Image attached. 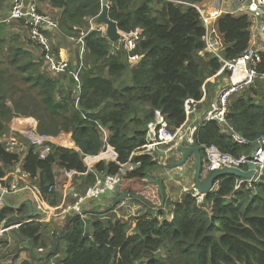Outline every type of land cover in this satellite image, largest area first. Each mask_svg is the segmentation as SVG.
<instances>
[{
    "label": "trees",
    "instance_id": "obj_1",
    "mask_svg": "<svg viewBox=\"0 0 264 264\" xmlns=\"http://www.w3.org/2000/svg\"><path fill=\"white\" fill-rule=\"evenodd\" d=\"M7 1L0 0V10ZM37 1L57 10L55 30L62 39L52 42V50L60 58V48L70 41V64L60 73L49 71L42 50L41 58L35 57L34 52L14 44L19 37L9 32L10 27L1 26L0 49L10 45L11 65L20 77L16 79L9 66L0 69V184L6 186L8 172L21 163L31 183L41 189L42 198L58 205L56 168L86 172L78 177L83 182L77 183L85 194L97 175L117 174L119 163L131 159L139 166L122 177L115 200L124 195L123 189L145 206L139 208L140 217L126 219L112 214L115 208L101 210L90 199L81 203V213L71 211L61 217L63 221L42 222L43 212L33 199L17 206L5 204L0 208V226L3 222L12 226L28 217L37 220L8 232L15 245L0 239V257L7 259L12 254L17 260V251L25 244L33 256L31 264H264V176L260 183L238 191L242 178L223 175L201 199L186 193L177 198L168 191L165 178L153 173L154 169L163 171L155 154L140 151L157 110L176 129L187 120L186 102L200 101L204 85L209 97L219 84L207 82L223 61L204 52L206 28L198 10L166 0H108L109 15L120 31L138 33L133 51L122 44L123 49L112 54L116 42L89 28L90 19L102 11V0ZM218 27L227 59L240 56L249 47L252 21L248 15L226 14ZM81 31H86L83 57L82 44L68 40L79 37ZM47 33L52 37L51 30ZM130 54L143 57L129 62ZM261 56L258 72L262 74L264 52ZM78 72L81 91L75 96ZM224 75L230 76V71ZM18 117L37 119L38 130L46 135L71 133L77 148L53 144L52 152L43 158L34 146H28L22 157L3 141L10 123ZM103 129L108 131L107 142ZM262 139L264 80L258 79L231 98L225 122H206L196 133L192 147L202 152L201 182H207L213 172L203 144L240 157L251 154ZM107 144L115 149L117 161H100L90 170L86 157L99 155ZM12 179L21 187L22 179L15 174ZM158 193L160 201L153 200ZM14 248L18 249L15 253ZM40 248L45 252H39Z\"/></svg>",
    "mask_w": 264,
    "mask_h": 264
},
{
    "label": "built area",
    "instance_id": "obj_2",
    "mask_svg": "<svg viewBox=\"0 0 264 264\" xmlns=\"http://www.w3.org/2000/svg\"><path fill=\"white\" fill-rule=\"evenodd\" d=\"M166 1H174L177 3L191 5L198 10L206 28V35L204 37L206 41V48L204 52H208L223 61V65L218 71V74L230 71L229 83L220 88L215 100L211 103L209 111L202 120L197 123L192 122L191 117L192 114L197 111L195 104L198 101L189 99L186 102L187 120L178 128L172 129L165 116L159 110L155 112L154 119L147 126V141L140 148V151L152 152L157 155V160L160 164L164 165L163 168L166 169V177L168 179H174L175 176L179 175L182 177V179H180V181H182L184 180L189 167L188 162L180 165L177 164L181 161L176 160L178 154H183L182 145H193L195 143L196 133L206 124V122L213 120L225 122V118L229 110V102L232 96L241 89L253 84L256 80H264V73L261 74L258 72L259 64L263 61L261 53L264 52V38H261L259 34L261 30L264 32V0H209L204 4L203 2L190 3L184 0ZM239 13L248 15L252 21V40L244 53L238 57L227 59L224 54V51L226 50L225 43L219 35V28L216 26L217 20L226 14ZM15 21H22L24 25L28 27L30 40L38 45L42 52L46 54L45 57L48 62L47 69L49 71L60 73L69 66L70 57L64 58L63 56H60V58H57L52 50V37L47 33V30L50 31L58 27V22L54 16L44 11L41 12L38 3L34 0H13L12 6L7 13L0 16V32L3 24H9L10 22ZM90 25V30L95 29L105 33V26L96 25L94 19H90ZM85 32L86 31H84V33L79 37L69 38L72 42L82 44V57L85 53ZM122 38H124L125 47L128 52H131L136 48L138 33L123 34ZM120 45H114L115 50H120ZM129 58L137 61V59L140 60L142 58V55L130 54ZM81 66H83V63ZM237 75L240 77L239 80H235ZM76 80L80 93L81 80L79 78V72L76 75ZM9 127L10 130L4 135L3 141L6 143L9 150L13 152H20V154L24 152L21 148L23 145L24 150L28 147V143L25 142L24 139H27L31 146H34L43 158L52 152L53 144L66 147L62 146V144H67L69 140L65 137L56 139L50 135L42 134L37 130L36 122L30 123L27 119L21 121L18 126L11 124ZM103 131L105 133V141L107 142L108 131L105 129H103ZM236 138L241 140L238 136H236ZM66 141L67 143H65ZM257 144L259 147L255 157H253L252 154L236 157L233 154L222 151L219 147L213 144H203L202 147L207 160L209 161V169L211 171L226 168L249 170V163L255 164L256 168L252 169L254 170V175L247 179H241L238 182L236 189L241 191L245 187L250 188L257 183H260L264 176V139L258 141ZM104 154H109L112 158L111 161H117V153L110 144L106 145V151L104 150ZM88 157L93 156H87L86 158ZM104 160L105 159L102 161ZM138 166V163H134L130 159L125 163H119V170L117 174H106L101 177L97 175L94 185L89 187L85 194L78 195L79 201L75 204V206L68 205L67 207H64V205H61L58 211V205L48 204V207L43 205L41 189L39 186L28 182L27 178H29L30 175L22 170L21 165H19L20 168H17L13 174H15L16 178L27 182L24 186L32 193L37 209L43 212V217L40 221L46 222L63 212L69 213L71 209L81 213L80 208L77 207L78 204L81 205V203L86 200L101 198L102 196L113 192L117 188L122 177L128 172L135 170ZM66 172L69 176H72L73 173H78L75 170H67ZM9 177L10 176L8 175L9 181L6 186L0 184V208L6 204L5 198L8 195L20 191L22 187H20L18 184L19 182L16 179H10ZM71 181L72 180L70 178V182ZM183 193L199 199L206 195L200 194L195 186L192 188H184ZM36 220L37 219L28 217L22 220L23 222L21 221L20 223H15L12 226H6L5 222H3L2 226H0V235L4 232L6 233V231L9 232L14 228L20 227L22 223L33 222ZM39 252H45L44 248H40Z\"/></svg>",
    "mask_w": 264,
    "mask_h": 264
},
{
    "label": "rangeland",
    "instance_id": "obj_3",
    "mask_svg": "<svg viewBox=\"0 0 264 264\" xmlns=\"http://www.w3.org/2000/svg\"><path fill=\"white\" fill-rule=\"evenodd\" d=\"M12 3H13V0H8L6 2V4H5L6 7H4L3 9L0 10V16H3L4 14L7 13V11L11 8ZM37 3H38V6H39L40 10H42V11H44L46 13H51V11H49L50 10L49 8L44 7V5H46V4L41 3V6H40L38 1H37ZM6 26L10 27L9 32L11 31V32L15 33L19 37L17 39V41L14 42V44L16 43V44L22 46L25 49H29V50L31 49L30 51L33 50L32 52H34V48H37L38 49L37 52L36 53L34 52L35 57L38 56L37 58H41V49L38 48L37 46H35L31 42V40L29 39L28 31H27V29L25 28V26H24V24L22 22H20V21L10 22L9 24H6ZM83 33H84V31H81L80 35H82ZM122 34H123V32H122ZM120 44H124V46H125L124 38H122V39H120V40H118L116 42V45H120ZM67 46L69 47L68 44H67ZM120 46H121L120 50L123 49V45H120ZM118 51L119 50H115V46L112 47V54H116ZM60 54H61V49H60V52H59V56H60ZM12 55H13V52L10 50V45L9 44H6V46L3 49H0V62L2 63V65H0V69H2L3 67L6 68V67L9 66L12 69V73L14 74L16 79H19V77H20L19 71L16 70L15 67L11 65ZM128 60H129V62H138L141 59L140 60L137 59V61H134L131 58H128ZM84 65H85V63H84ZM9 84H10L9 82L6 83L7 86ZM245 88H247V87H245ZM245 88L242 89L241 92H243L245 90ZM78 93H79V86L76 83V86H75V88L73 90V94L75 96H77ZM9 95L13 96L11 91L9 92ZM8 100H10V99L8 98ZM9 105L11 106V103H9ZM190 117H191V115H190ZM36 124H37V130H38V120L37 119H36ZM47 135H49V134H47ZM50 136H52V137H54L56 139L63 138V137H65L66 139L68 138L69 139L68 143L66 141L65 143H67V144H62V146H66V147H69V148H73L75 146L74 142H72V140H71V136H72L71 133L61 132L58 135H50ZM24 141L27 142L29 146H31L30 142L27 139H24ZM54 142H56V141H54ZM75 148H77V147H75ZM105 151H106V147H105ZM103 159H105V161H111L112 160L110 155L109 154H104V151H103L99 155L86 158V162L88 163V167L90 169V168H93L98 162L102 161ZM190 162H192V161H190ZM190 168H191V165L188 167L186 176H185V178L183 180V183H182V184H185L188 188H192V186H191L192 184L191 183H192V180H193L192 179V175L190 174V171H191ZM66 171L67 170H61V169L56 168L58 184L56 186V189H55L54 193H57L59 195V199H60V202H58L57 211H58V209L60 208L61 205H64V207H67L68 205H66V203L69 204V205L75 206V204L79 201L78 195L82 194V192L85 190L84 188H83L84 190L82 188H79L77 183L78 182L79 183L83 182V179L82 178L78 179V177L83 176L86 172L82 173V174L73 173L72 176H69ZM163 171H164V168H163ZM163 171H161V170H157L156 171L154 169L153 173H156V174H158L159 176L162 177L163 176ZM102 175H104V174H99L98 176L101 177ZM70 178L72 180L71 182H70ZM28 182H31V181H28ZM33 183L34 182H32V184ZM24 184H27V182L22 181L21 182V186L24 185ZM34 184H37V183H34ZM184 187L185 186L178 185V188H184ZM116 190H117V188L113 192L109 193V195L107 194V195L102 196L101 198H98V199L95 198L92 201H95L96 203H99L98 207H101V210L102 209H106V208H109L111 210L112 208H115V210L112 212V214H115V215L118 214L120 217L124 216V218H126V219H131V218L135 219L137 217H140L143 212H142V209L140 211L139 208H143L145 205L141 204L140 201L138 199L134 198V197L129 198L127 196V194H126L127 192L124 191L123 189H121L120 192L123 193L124 195L118 197L115 200L114 192H116ZM64 198L66 199L65 201H64ZM118 199H120V200L117 201ZM121 200H122V202L120 203ZM153 200L160 201L159 193H158V197L154 198ZM90 201H88L89 205H91ZM42 202H43V205L45 207H48L49 202L45 198L42 200ZM88 202H86V203H88ZM86 203H84V204H86ZM69 207H71V206H69ZM77 207L80 208V204H78ZM71 211H75V210L71 209L69 212H71ZM60 220L63 221V218H60L59 222H60ZM57 221H58V219H57ZM0 239L8 241L9 243H13V241H14L13 236L8 234L7 231H6V233L4 232V233H2L0 235ZM2 244L3 243L1 242L0 243L1 247H2ZM24 246L25 245H23V248L26 249ZM21 256H22V260H24V258H25L24 257V253H22Z\"/></svg>",
    "mask_w": 264,
    "mask_h": 264
},
{
    "label": "crops",
    "instance_id": "obj_4",
    "mask_svg": "<svg viewBox=\"0 0 264 264\" xmlns=\"http://www.w3.org/2000/svg\"><path fill=\"white\" fill-rule=\"evenodd\" d=\"M34 1H36L37 2V0H34ZM209 0H205V1H203V4L204 3H207ZM39 4H40V6H41V3L39 2ZM43 4H46V5H44V7H46V8H49L50 10L49 11H51V13L55 16L56 14H55V12H57V10L55 9V8H53V7H51V6H49V4H47V3H43ZM40 9V8H39ZM50 13V14H51ZM51 14V15H52ZM52 15V16H53ZM224 16V15H223ZM222 17V16H221ZM220 17V18H221ZM220 18L217 20V24H216V26L218 27V21L220 20ZM219 28V27H218ZM49 31V30H48ZM51 34H52V42L54 43V42H58V40H59V38H61L60 36H59V33H58V31L57 30H55V29H52L51 30ZM219 35H220V37L223 39V41H224V38H223V34L220 32V30H219ZM62 39V38H61ZM68 40H69V38H68ZM71 42L69 41V43H68V45L70 44ZM36 46V45H35ZM61 54H60V56H63L64 58H68V57H70L71 58V51L69 50V48H68V46H67V43H64V46H62L61 48ZM31 50V49H30ZM37 48H34V52L36 53L37 52ZM33 51V50H32ZM225 52V51H224ZM225 72H223V73H221V74H218V72L215 74V75H213L212 77H210L209 79H207V82H213V83H215L216 81H218L219 82V84H217V86L216 87H214V90H213V92H212V94L209 96V97H207V93H208V89L206 88V87H204V96H203V98L200 100V101H198L196 104H195V107H196V112L195 113H193L192 114V122L193 123H197L198 121H200V120H202L203 118H205V116H206V114H207V112L209 111V109H210V106H211V103L215 100V98H216V96H217V93L219 92V90H220V88L222 87V86H225V85H227L228 83H229V76L228 77H226L225 75ZM221 80L223 81L222 83H221ZM241 91H242V89L240 90V91H238L236 94H239V93H241ZM25 119H27L30 123H34V122H36V119L35 118H33V117H28V118H15L11 123H10V125L11 124H13V125H15V126H18L19 125V123L21 122V121H23V120H25ZM12 129V128H11ZM9 130H10V128H9ZM5 135V134H4ZM22 149H23V151H27L26 149L24 150V145L21 147ZM192 148V145H188V144H183L182 145V155H180V154H178V157H177V159L176 160H183L184 159V156H185V154H186V152L188 151V150H190ZM22 154V157L24 156V154L23 153H21ZM190 161H192V162H190ZM187 162H188V166H190L191 165V171H190V174L192 175V179H194V177H195V172H196V163H197V156L194 154V153H191L190 155H189V157L187 158ZM19 165H21L22 166V164L21 163H18L17 165H15L14 166V168L12 169V171H10V172H8V175L10 176L9 178L10 179H12V174L15 172V170L17 169V168H20L19 167ZM163 178H165V183H166V186H167V189H168V191L169 192H171V193H173L174 195H175V197H177V198H181L182 196H183V191H184V188L186 187V188H188L185 184H182L183 183V180L182 181H180V179H182V177L181 176H179V175H177V176H175V178L174 179H168L167 177H166V169L164 168V171H163V176H162ZM28 179V181H31L29 178H27ZM194 181L195 180H192V187L193 186H195V184H194ZM25 185V184H24ZM24 185H22V187H21V190L20 191H18V192H16V193H13L12 195L10 194L7 198H6V201H5V203L6 204H10V205H12V206H17V204H20V203H22L24 200H28V201H31L32 199H33V201L35 202V200H34V197H33V195L31 194V192H30V190L27 188L26 189V187L24 186ZM178 185H182V186H185L184 188H178ZM109 195V194H108ZM64 200H66L65 198H64ZM17 203V204H16ZM36 205V204H35ZM66 214H68L67 212L66 213H62V214H60V215H58V216H55V217H53V218H61L62 216H64V215H66ZM53 218H51L50 220H52ZM49 220V221H50ZM49 221H46V222H49ZM2 226V225H1ZM15 229V228H14ZM17 229V228H16ZM11 231H13V229L11 230ZM12 236V235H11ZM15 241H13V243H11L12 245H15V243H14ZM25 245V244H24ZM26 249H24L23 248V245L22 246H20L19 247V250L17 249V248H14V250L12 251V252H14L15 253V250H18L17 251V255H18V259L17 260H13L12 258H13V256H12V254L7 258V259H3L2 257H0V263L2 264H22L24 261V263L23 264H31L32 262H33V256H32V253H31V251H29V250H27L28 249V246H26L25 247ZM22 253H24V260H22V256H21V254Z\"/></svg>",
    "mask_w": 264,
    "mask_h": 264
},
{
    "label": "water",
    "instance_id": "obj_5",
    "mask_svg": "<svg viewBox=\"0 0 264 264\" xmlns=\"http://www.w3.org/2000/svg\"><path fill=\"white\" fill-rule=\"evenodd\" d=\"M109 10H110L109 1L102 0V11L96 18V22L98 24H104L106 26V33L108 37L110 38L111 41L116 42L122 39L123 35L118 27L117 22L110 17ZM259 34L261 38H264V32L262 30L259 32ZM258 147H259L258 144L254 146V149L251 153L253 157L256 156ZM191 153H194L197 156L196 172H195V180H196L195 187L197 188L200 194H207L209 190L212 188L215 180L220 176L230 174V175H234L237 177H241L242 179H247L254 175V170L252 169L256 168V166L254 163H249L248 165L249 170H241L237 168H226L222 170L213 171L210 178L207 180V182L202 183L200 180L201 168H202V154H201L202 152L200 149L196 147H192L190 150L186 152L184 159L178 162L177 164L180 165V164H184L185 162H187V158L189 157ZM160 167H164V165L160 164ZM119 200L120 199H118L117 201ZM56 247L57 246L53 248V251L55 250Z\"/></svg>",
    "mask_w": 264,
    "mask_h": 264
},
{
    "label": "clouds",
    "instance_id": "obj_6",
    "mask_svg": "<svg viewBox=\"0 0 264 264\" xmlns=\"http://www.w3.org/2000/svg\"><path fill=\"white\" fill-rule=\"evenodd\" d=\"M98 17V16H97ZM94 21H95V24L96 25H103L104 26V24H98L97 22H96V18L94 19ZM106 27V26H105ZM89 28H91V25H90V23H89ZM93 30H95V29H93ZM98 31V30H97ZM101 32V31H100ZM103 33V32H102ZM103 35H105V36H107L108 37V35H107V33H106V28H105V33H103ZM123 35V34H122ZM109 38V37H108ZM110 39V38H109ZM117 42V41H116ZM143 57V56H142ZM142 59V58H141ZM139 62V61H138ZM250 86V85H249ZM235 95V94H234ZM71 140H72V142H74L73 141V139H72V136H71ZM75 144V143H74ZM29 146V145H28ZM75 147V146H74ZM28 148V147H27Z\"/></svg>",
    "mask_w": 264,
    "mask_h": 264
},
{
    "label": "bare ground",
    "instance_id": "obj_7",
    "mask_svg": "<svg viewBox=\"0 0 264 264\" xmlns=\"http://www.w3.org/2000/svg\"><path fill=\"white\" fill-rule=\"evenodd\" d=\"M239 78H240V77L237 75V76L235 77V80H239Z\"/></svg>",
    "mask_w": 264,
    "mask_h": 264
}]
</instances>
